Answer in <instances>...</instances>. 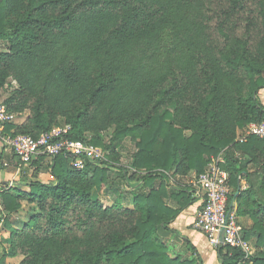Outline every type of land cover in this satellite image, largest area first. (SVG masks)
<instances>
[{"label": "trees", "instance_id": "1", "mask_svg": "<svg viewBox=\"0 0 264 264\" xmlns=\"http://www.w3.org/2000/svg\"><path fill=\"white\" fill-rule=\"evenodd\" d=\"M10 81L18 88L2 104L28 114L3 135L37 138L61 118L67 138L109 154L81 172L62 156L39 157L29 167L53 183L17 184L27 192L0 182L6 255L20 264H205L170 226L196 202L184 179L221 154L235 191L245 175L236 214L251 220L241 228L257 251L219 247L217 264H264V142L237 141L264 122V0H0V94ZM110 128L104 143L98 135ZM125 139L128 166L116 151ZM102 186L129 194L132 208L92 200ZM23 202L32 209L11 228ZM161 233L186 250L170 257Z\"/></svg>", "mask_w": 264, "mask_h": 264}, {"label": "built area", "instance_id": "2", "mask_svg": "<svg viewBox=\"0 0 264 264\" xmlns=\"http://www.w3.org/2000/svg\"><path fill=\"white\" fill-rule=\"evenodd\" d=\"M14 118L15 115L9 113L0 102V145L5 154L16 157L21 165L28 166L39 157L62 156L69 161L71 169L81 172L88 164L100 163L107 159L108 151L88 141L67 138L69 126L54 127L37 138L26 135H3L4 127L13 124ZM245 136H252L264 142V122L247 126L237 141L243 143ZM224 164V157L221 154L212 158L205 171L197 175L191 183L194 190L193 198L199 203L193 228L206 237L212 250L229 247L240 250L246 257L252 256L253 247L244 238L236 208L228 201L229 174L223 168ZM9 187H12V183H9Z\"/></svg>", "mask_w": 264, "mask_h": 264}, {"label": "rangeland", "instance_id": "3", "mask_svg": "<svg viewBox=\"0 0 264 264\" xmlns=\"http://www.w3.org/2000/svg\"><path fill=\"white\" fill-rule=\"evenodd\" d=\"M9 84H10V87L5 86L3 88L2 93L0 94V102L6 99L12 90H15L18 88L16 83L13 81H10ZM27 114L28 112L25 111L21 115H15L14 123L22 122L24 118L27 116ZM58 123L59 125L61 124V126H56V127H64L63 119L59 118ZM111 132H112V129L110 128L105 132L99 133L98 136L102 139L104 143H106L110 139ZM84 135L88 140L91 139L93 136L92 133H85ZM121 147H122L121 150L120 148L116 150V151H119V154H120V164L122 166H128L131 153L134 150L131 140L125 139ZM0 156H1L0 181H2V184H7L9 186V183H12L13 188H17L25 192L28 191V187L26 185L17 187V184H24V182L27 183L35 179L43 182L44 184H48L47 181L45 180L46 177L42 175V174H46V172L43 173L40 171L41 172L40 173L39 172L40 169L36 171L34 168L32 169L31 167H29V165L28 166L21 165L19 161L17 160V158H15L12 155L4 154L1 148H0ZM110 170H111L110 173H112V177L117 178L119 176V172L117 170L115 171L112 169ZM33 175L35 178L32 177ZM107 192H108L107 188L104 186L96 188L95 190H93L91 198L94 201H98L103 206H110L113 203L117 202V203H120L124 207L132 208L133 203L131 201V196H129V194H125V195L123 194L124 197H119V194L114 195V193H111V192L107 194ZM22 206L23 207H22L21 212L17 214H12L9 217V223H10L11 228H19L21 223L27 219L28 214L30 213L32 209V207L25 202L22 203ZM4 215L5 214L2 211L1 201H0V216H1L0 217V259L4 255V259H3L4 264H20V261L22 259L20 255H17L15 257H10L6 255L7 247H8L6 240L9 237L10 231L5 230L3 227V216ZM161 236L162 237L160 238L161 239L160 241L162 242V244H164L170 257L173 256L175 252H179V255H181V252H184L186 250L184 245L182 246L181 243H177L176 240L172 239L173 235H170V237H166L165 235H162L161 233ZM252 238H253V241H250V240L248 241L253 247L252 250H253V255H254L257 250L254 246V239H255L254 236H252ZM259 251L261 250L259 249ZM205 264L207 263L205 262Z\"/></svg>", "mask_w": 264, "mask_h": 264}, {"label": "crops", "instance_id": "4", "mask_svg": "<svg viewBox=\"0 0 264 264\" xmlns=\"http://www.w3.org/2000/svg\"><path fill=\"white\" fill-rule=\"evenodd\" d=\"M259 99H260L261 103L264 105V90H262L259 93ZM245 130H246V128L243 131L238 132L237 139L239 137H242ZM247 170H248V172H253V171H255V168L252 165H248ZM40 171L44 173V171L42 169L39 170V172ZM42 175L46 177L45 180L47 181L48 184L53 183V178L50 176L49 172H46V174H42ZM42 175H40V176H42ZM195 177H196V175H194V173H191L190 176L186 177L183 182L187 183V184L192 183L194 181ZM35 180H37V179H35ZM0 182L2 183V181H0ZM39 182H41V181H39ZM41 183H43V182H41ZM236 185H237V189H238L237 191H235L233 185L230 184V195L228 197L229 204H232V206H234L235 208H236V202H237L236 193L245 191L248 187L247 181L245 179V175H243L241 178L240 177L238 178ZM198 207H199V203L195 202L192 206H190L189 208L182 211L181 214L179 215V217L170 226V228L172 230L178 232L182 237H186L198 249L201 257L204 259V261L206 260L207 264H217L214 251L209 247L206 237L193 228V223L195 220V214L197 212ZM238 222H239L240 226L244 229L249 228L251 225V220L246 216L245 217H238ZM166 237H170V234H167ZM173 237L174 236H172V239H174ZM249 240L253 241V238L250 237ZM176 242L181 243V245L183 246L182 242H179L177 240H176Z\"/></svg>", "mask_w": 264, "mask_h": 264}, {"label": "water", "instance_id": "5", "mask_svg": "<svg viewBox=\"0 0 264 264\" xmlns=\"http://www.w3.org/2000/svg\"><path fill=\"white\" fill-rule=\"evenodd\" d=\"M222 241H223V236H221V239H220V242L222 243Z\"/></svg>", "mask_w": 264, "mask_h": 264}]
</instances>
